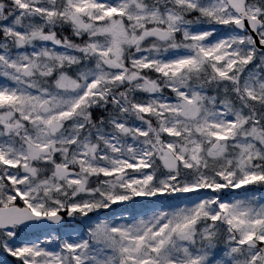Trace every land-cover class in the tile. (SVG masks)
Returning a JSON list of instances; mask_svg holds the SVG:
<instances>
[{
  "label": "snow or ice",
  "instance_id": "snow-or-ice-1",
  "mask_svg": "<svg viewBox=\"0 0 264 264\" xmlns=\"http://www.w3.org/2000/svg\"><path fill=\"white\" fill-rule=\"evenodd\" d=\"M0 264H264V0H0Z\"/></svg>",
  "mask_w": 264,
  "mask_h": 264
}]
</instances>
